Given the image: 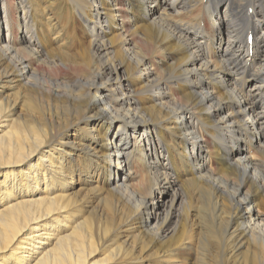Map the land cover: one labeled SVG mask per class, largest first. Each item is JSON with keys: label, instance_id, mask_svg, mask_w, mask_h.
I'll return each mask as SVG.
<instances>
[{"label": "bare ground", "instance_id": "1", "mask_svg": "<svg viewBox=\"0 0 264 264\" xmlns=\"http://www.w3.org/2000/svg\"><path fill=\"white\" fill-rule=\"evenodd\" d=\"M62 1L76 55L2 0L0 264H264V0Z\"/></svg>", "mask_w": 264, "mask_h": 264}, {"label": "rangeland", "instance_id": "2", "mask_svg": "<svg viewBox=\"0 0 264 264\" xmlns=\"http://www.w3.org/2000/svg\"><path fill=\"white\" fill-rule=\"evenodd\" d=\"M40 1L43 2L44 0H40ZM49 1L52 2V4L48 7L46 6V8L44 9L45 11L41 12L40 15L37 16L39 18V22H34L35 31H32V33H33L32 35H34L33 37L35 39L41 38L40 39L41 42L43 41L44 44L47 46V48L52 49L54 52H56L57 50H60V51H64L69 56L76 55V53L79 52L78 41L79 42L83 41L86 44V41L84 38L85 35H84V31H83L84 30L83 22L77 16V14L74 12L73 8L66 1H62V0H49ZM214 1H216V0H205V3L208 6L212 7ZM223 9H224V4H221L220 5V12L218 9V12L221 16H223V13H224ZM42 13H43V15H42ZM44 15H48L50 17L49 20H51V22H52V27L46 26L42 23V20L44 21L45 24L47 23L46 19L44 18ZM4 16H5L4 5L2 4V0H0V17H1V22H2L0 34L3 35L4 38H7V30H6L7 26L5 24V17ZM16 16L19 17V14L17 13ZM38 28H40V29H38ZM58 31H60V32H58ZM54 32H56V35L58 34L57 37H56V35H54L55 34ZM18 33L22 37L21 32L19 31ZM53 36H55V37H53ZM52 37L55 39H53ZM50 40H52L51 43H49ZM43 67L45 68L44 71L43 72L39 71V70H41V68H40L38 70V75H37L36 79L47 81L48 79L54 78V72H52V69L48 66H45V65H43L42 68ZM30 94H33V93H30ZM95 95H97V93H95ZM51 100H53V99H51ZM25 101H27L26 95L22 101H20V99H15V102H17L16 103L17 108L27 109V111L32 110L33 113H35L38 116V122L36 123V126L45 127L49 123V120L47 119L46 116H45V118L42 116L41 109H42V103L46 100L45 99L42 100L41 98L37 97L36 94H34L27 101L26 105H25ZM18 103H19V105H18ZM58 122H60L59 119H58ZM64 124H65V121L63 122V125ZM99 131L102 133L104 132V125L99 124ZM0 171H3V168L0 167ZM0 176L2 177V173H0ZM141 177H142V173L139 171V172H137V177L135 178V180H133L131 182V183H133L132 186L135 187V189L139 188L138 184H139V180ZM79 179H80V177L74 176V183L73 184L75 187H74V189H71V191H70L71 192L70 196H74L77 199L81 198L85 194V192L83 190H81L80 186L78 185L80 182ZM77 190H79V192L77 195H75ZM97 202L92 205L93 208H95V207L101 208L100 203H97ZM4 208H5V206H3V207L0 206V210H2ZM90 213H91L90 210H88L84 213L85 219L90 216ZM106 213H107V211H106V209H104V214H106ZM55 216H57V215L54 214L51 216V218H53ZM92 226H93V224L91 225V227ZM148 239L149 238L147 237L145 239V241H147ZM146 247L148 248L147 244H146ZM106 250H108V248L103 250L101 252V254H98L97 257H99V258L103 257L105 255ZM182 256H183V252H182Z\"/></svg>", "mask_w": 264, "mask_h": 264}]
</instances>
